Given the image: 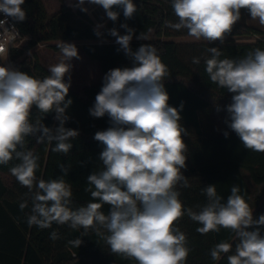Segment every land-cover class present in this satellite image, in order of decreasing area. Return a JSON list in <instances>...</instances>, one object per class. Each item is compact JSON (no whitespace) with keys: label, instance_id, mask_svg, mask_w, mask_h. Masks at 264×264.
Listing matches in <instances>:
<instances>
[{"label":"clouds","instance_id":"obj_1","mask_svg":"<svg viewBox=\"0 0 264 264\" xmlns=\"http://www.w3.org/2000/svg\"><path fill=\"white\" fill-rule=\"evenodd\" d=\"M24 3L25 0H0V13L22 22L26 19L21 7ZM86 3L102 6L113 22L120 15L114 7L122 8L126 19L137 12L133 0H77L75 7L87 12ZM171 7L178 23L169 22L168 26L187 29L197 41L223 44L241 19V9L264 26V0H171ZM5 22L0 20V27ZM120 27L127 34L121 35L116 28L108 33L116 38L119 50L131 59L132 66L110 69L89 109L94 118L107 115L110 126L94 134V139L104 146L99 153L102 169L88 175L85 191L97 202L75 209L71 207L72 186L64 179L70 167L60 165L63 175L55 179H38L35 173L40 167L39 157L24 150V146L26 137L36 136L37 143L55 141L53 152L67 154L73 147L69 140L79 133L65 124L69 120L66 110L73 103L66 99L71 86V61L80 58L76 45L64 41L58 45L61 59L50 66L49 75L42 80L0 64V165H8L13 159L19 161L9 171L32 193L28 226L48 229L53 223L67 224L73 230L82 228V235L94 229L112 253L134 259L137 264H186L191 249L186 234L176 223L187 215L200 225L196 231L202 235L218 233L221 228L234 234V252L232 243L221 241L210 250L213 261L232 252L227 255V264H264V236L260 232L264 214L254 218V209L238 185L231 187L226 201L218 195L215 185H208L202 189L207 201L199 211L184 207L177 190V186H190L182 171L187 160L183 139L187 130L180 122L183 104L176 108L168 103L164 84L168 68L156 47L142 44L133 51L130 42L134 30L127 24ZM95 34L101 35L98 30ZM136 38L150 39L145 32ZM206 51L211 53L205 60L210 81L232 94L231 103L225 106L227 127L246 149L264 152V50L257 48L240 59H221L218 47ZM199 62V58H193V63ZM33 107L43 117L54 112L58 126L47 127L39 119L33 123ZM228 134L224 132L225 137ZM105 204L110 206L107 214L101 211ZM27 206V202L19 205L22 211ZM59 238L56 231L50 233V239ZM82 242L76 238L69 244L78 248Z\"/></svg>","mask_w":264,"mask_h":264},{"label":"trees","instance_id":"obj_2","mask_svg":"<svg viewBox=\"0 0 264 264\" xmlns=\"http://www.w3.org/2000/svg\"><path fill=\"white\" fill-rule=\"evenodd\" d=\"M133 3L137 5V12L131 19L123 16L122 8L114 7L113 10L120 12L117 21L107 19L103 28L98 29L89 11L83 12L61 2L60 8L49 14L42 0H25L21 7L26 11V19L15 22L29 39L24 46L13 49V60L21 71L42 80L49 75V68L37 55L27 52L40 43H50L55 51H60L58 45L64 41L74 43L77 49L81 46L88 58L98 62L103 75L113 68L131 67V59L119 50L116 38L108 33L109 29L116 28L121 35L127 34L126 29L120 27L127 24L134 30L130 42L132 50L150 43L167 66L169 74L164 84L169 105L180 108L183 104L180 122L187 130L183 137L187 160L182 171L190 186H177V190L184 207L199 211L207 201L202 189L208 185H215L218 195L225 201L231 187L238 185L241 195L254 209V218L258 219L264 214V152L246 149L227 127L225 106L231 103L232 94L210 81L205 60L211 56L206 51L209 47L220 48L221 59H240L257 48L264 50V30L248 25V11L241 9V19L226 36L254 37V42H177L170 38L187 36L188 32L187 29L175 30L168 26L169 22L178 23L171 0H133ZM96 30L101 33L99 37ZM142 32L150 39L138 40L136 37ZM193 58H199V64L193 63ZM102 84L103 81L79 90L69 88L66 99L73 103L66 110L69 120L65 127L75 129L79 134L69 140L73 147L67 154L51 150L55 141L37 143L36 136L25 138L24 150H31L39 157L40 167L35 173L38 179H55L63 175L60 165L70 167L64 179L72 186L73 209L92 201L90 193L85 191L87 177L102 169L99 153L104 146L94 139V134L110 126L109 118L107 115L94 118L89 113ZM217 107L221 109L219 112ZM54 116L53 112L43 117L33 107L30 119L33 123L39 119L45 126L54 128L59 123ZM225 131L229 133L227 137ZM18 162L13 159L8 165H0V264H137L134 259L112 253L94 229L82 235V228L73 230L67 224L53 223L48 229L29 227L27 216L31 214L32 193L9 171ZM22 202L28 205L23 211L19 207ZM109 208L105 204L101 211L107 214ZM176 226L186 234L191 249L186 264H227V255L232 252L213 261L210 250L219 242L227 241L233 244L234 252L235 236L230 230L221 228L218 233L210 231L202 235L196 231L200 225L187 215L179 219ZM52 231H56L60 238L50 239ZM100 231L107 234L104 229ZM260 232L264 236V226H260ZM76 238L83 241L78 248L69 244Z\"/></svg>","mask_w":264,"mask_h":264},{"label":"rangeland","instance_id":"obj_3","mask_svg":"<svg viewBox=\"0 0 264 264\" xmlns=\"http://www.w3.org/2000/svg\"><path fill=\"white\" fill-rule=\"evenodd\" d=\"M47 8V11L49 14L55 13L61 6V2H64L70 7L75 8V3L77 0H42ZM84 7H86L89 11V13L92 15L93 22L96 25H103L107 21V16L102 8V6L99 5H92V4H85ZM246 22L248 25L258 27L262 30H264V26H261L258 22V20H252L250 18L249 13H246ZM103 27H99L98 29H102ZM172 40H175L177 42H202L206 40H195L194 38L187 36H177L170 38ZM256 38L254 37H242V36H226L224 41H235L239 43L243 42H254ZM27 40H25L22 43V46L25 45ZM21 46V47H22ZM28 54H35L39 58L40 62L46 66L47 68H50V66L57 64L61 59V51H55L50 43H40L35 48L30 49ZM79 53V59H73L71 61L72 63V69H71V86L70 88L73 90H79L85 86H89L92 84L99 83L103 81V73L100 69V66L98 62L91 60L86 56L84 51L82 50L81 46L78 48ZM67 80V76L65 77Z\"/></svg>","mask_w":264,"mask_h":264},{"label":"built area","instance_id":"obj_4","mask_svg":"<svg viewBox=\"0 0 264 264\" xmlns=\"http://www.w3.org/2000/svg\"><path fill=\"white\" fill-rule=\"evenodd\" d=\"M0 20L6 21L5 24L0 27V47H3L4 49V52L0 53V64L9 65L20 70V67L13 60L12 51L14 48L21 47L22 43L25 40H28L29 37H26L21 33L12 17H6L3 13H0ZM5 29L12 32H5Z\"/></svg>","mask_w":264,"mask_h":264}]
</instances>
